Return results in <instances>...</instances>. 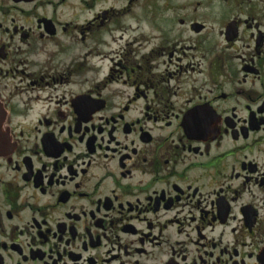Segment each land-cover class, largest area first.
Wrapping results in <instances>:
<instances>
[{
	"label": "flooded vegetation",
	"instance_id": "1",
	"mask_svg": "<svg viewBox=\"0 0 264 264\" xmlns=\"http://www.w3.org/2000/svg\"><path fill=\"white\" fill-rule=\"evenodd\" d=\"M0 264H264V0H0Z\"/></svg>",
	"mask_w": 264,
	"mask_h": 264
},
{
	"label": "rangeland",
	"instance_id": "2",
	"mask_svg": "<svg viewBox=\"0 0 264 264\" xmlns=\"http://www.w3.org/2000/svg\"><path fill=\"white\" fill-rule=\"evenodd\" d=\"M70 5L68 7H61L59 8L58 10L61 11L62 13L65 14H72V12L74 14H76L77 16L79 17H76V18H79V19H84L88 16V12H87V9L88 7H86L85 5H82V6H78L79 4H73V3H69ZM31 7H27V9H30ZM105 8V6H103V2H98L96 4V9L97 10H101ZM137 14V12H132V13H128L126 14L122 19H121V22L124 24V29L128 30V27L129 26H132L133 28H136L139 24L137 23V21L134 19L135 15ZM75 15V16H76ZM143 24H141L142 26ZM119 36V34H118ZM132 34L130 32H126V35L124 36V40L123 42H128V41H132Z\"/></svg>",
	"mask_w": 264,
	"mask_h": 264
}]
</instances>
